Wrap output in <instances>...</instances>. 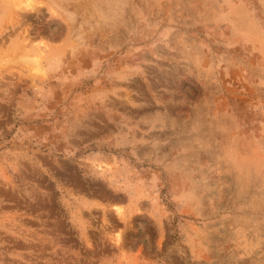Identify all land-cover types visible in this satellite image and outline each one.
I'll return each mask as SVG.
<instances>
[{
	"label": "rangeland",
	"instance_id": "obj_1",
	"mask_svg": "<svg viewBox=\"0 0 264 264\" xmlns=\"http://www.w3.org/2000/svg\"><path fill=\"white\" fill-rule=\"evenodd\" d=\"M0 264H264V0H0Z\"/></svg>",
	"mask_w": 264,
	"mask_h": 264
}]
</instances>
